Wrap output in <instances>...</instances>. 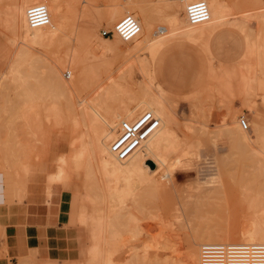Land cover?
Segmentation results:
<instances>
[{
  "label": "rangeland",
  "instance_id": "1",
  "mask_svg": "<svg viewBox=\"0 0 264 264\" xmlns=\"http://www.w3.org/2000/svg\"><path fill=\"white\" fill-rule=\"evenodd\" d=\"M15 1L0 0V238H6L8 226L3 221L7 219L4 218V212L14 214V211H22L23 218L20 220L24 223L26 218L31 217L39 221L46 220V225L40 224L34 230L36 240L28 249V256L15 258L10 264H21V258L32 254H36V258L32 257L29 259L31 263L27 261V264H103L102 256L91 257L88 254V231L79 221L86 183L93 182L92 190L98 191L93 175H88L86 159L72 156L74 148L71 143L78 135L72 129L78 127L69 121L58 124L54 116L48 118L44 111L40 112L37 122L32 125L26 110L27 90H38L39 94L43 92L50 100L63 96L61 89L56 86L54 71L63 74L68 81L73 78L74 74L70 77L66 65L69 45L76 46L73 38L68 39L73 35L68 30V38H65L67 42L58 43L48 54H45L46 50L41 45L30 48L11 29V15L7 16V13ZM94 1L98 3L99 9L85 14L89 17L100 15L98 11L102 10L106 2ZM158 1L155 0V3ZM223 1L228 10L231 9L230 14L227 12L230 17H225L229 18L224 19L222 29L210 39L208 51L201 41L188 39L157 50L155 58L147 51L126 55L127 51L123 50L127 45L121 44L110 51L100 47L97 56L104 60L96 63L94 72L87 75L80 91L73 95L75 100L79 97L93 99L96 103L108 102L106 89L103 88L111 74L115 77H121L122 74L121 83L131 90H142L141 93L143 82L146 79L148 82L154 80L152 85L165 90L166 103L176 113L178 135L187 140V145L182 149L190 147L187 157H183L185 152L182 149L178 153L184 159L181 165L174 168L170 190L160 193L150 183L143 184L120 210L118 235L114 241L116 252L113 256L124 264H157L156 258H153L156 254L152 253L158 251L155 247L158 245L169 250H159L162 254L172 251L175 255H183L192 230L227 226L229 223L234 226L243 220L242 217L249 216L247 203L252 195H259L258 206L264 208V91L260 88L253 90V86H249L244 79L259 77L254 73L251 76L248 74L258 57L257 50H254L258 38L255 34H258L262 23L264 0ZM83 25L85 27V23ZM103 29H109L108 22L103 21L99 29L102 37H108L102 34ZM247 29L252 30L251 34L257 38L251 39L253 36ZM250 48L251 51L253 49L251 53L248 51ZM29 52L45 56L44 64L30 60ZM88 57L92 58V55ZM148 63L150 76L144 75ZM17 69L22 73L19 81L15 76ZM260 77L264 76L260 74ZM225 79L229 80L230 85L226 83L228 89L223 91V83L227 82ZM141 93L138 96H142ZM65 96L72 95L65 93ZM229 107L238 110L236 115L240 128V118L244 116L250 127L258 131L260 137L254 141L255 147L260 150L258 157L251 152L252 156L248 154L247 148L241 144L232 145L230 136L224 130L230 122L227 117ZM63 155H68L67 159ZM61 157L64 158L63 164L66 162L63 165L66 168L63 171L64 180L48 184V174L58 172L57 160ZM12 159L13 163L19 165L29 162L27 176L22 175L16 182L14 173L8 168ZM146 164L152 169L157 168L152 160ZM96 176H99L97 171ZM61 205L67 210V219L59 228H51L48 223L50 213L52 209L60 213ZM104 206L100 203L97 208L106 214L109 206H105L106 209ZM62 233L65 234L67 252L62 250ZM143 252L145 257L141 254Z\"/></svg>",
  "mask_w": 264,
  "mask_h": 264
},
{
  "label": "bare ground",
  "instance_id": "2",
  "mask_svg": "<svg viewBox=\"0 0 264 264\" xmlns=\"http://www.w3.org/2000/svg\"><path fill=\"white\" fill-rule=\"evenodd\" d=\"M105 1L102 10L98 11L100 15L89 17L85 14L99 9L98 3L96 4L94 0H16L8 8L9 13H7V16L8 14L11 15L9 18L12 20L6 18L12 23L11 26L13 28L11 27V29L16 32L17 36L26 45L30 48L34 45H41L46 50L45 54H48L47 52H50V50L52 51L58 43L65 42V38H68L66 35L68 30L73 35V37L68 39L73 38L72 40L75 41L76 46H73V44L69 45L67 53L69 60L66 64L69 68L70 77L74 74L73 78L68 81L63 77V74L54 71L56 86L61 89L63 96L50 100L47 96H44L43 92L39 94L40 91L38 90H27L29 94L27 95L26 110L30 116L29 123L32 125L37 122L40 112L44 111L48 118L54 116L58 124L69 121L78 127L77 129H72V131L76 130L78 132L76 139L74 138L75 140L71 143L74 148L72 149V156L77 159H86L89 167L88 175H93L92 177L95 179L94 183L96 184L94 185L98 191L96 193L92 190L93 182L86 183V188L84 187L85 193L82 196V211L79 213V221L88 231L90 242L87 250L88 254L91 257L102 256L104 258L103 264H124L122 260L113 256L116 252L114 241L118 235L117 221H119L121 216L120 210L126 204L128 198L133 196L137 188L143 184L150 183L160 193H166L172 188L173 180L171 179L174 168L181 165L184 159L178 153L187 145V140L181 139L178 135L176 131L178 126L176 113L166 103L165 90L152 85L154 80L148 82L147 79V81L144 79L143 93H141L142 90L135 91L124 86L121 83L123 81V78L121 79L122 74L121 77L120 75L115 77L111 74L107 77L108 83L106 87L103 88L106 89L108 102L102 103L99 101L96 103L93 99H79V97V100H75L73 95L80 91L87 75L94 72L95 69L93 70V68H95L96 63L104 60L97 56V51L100 47L109 50L121 44L127 45L125 50H123L124 52L127 51L126 55H135L147 51L154 58L156 52L160 51L159 49L170 42L172 38L178 41L182 39L201 41L207 47V42L212 33L225 24L224 19L227 20L230 17L227 12L230 14L231 9L228 10V6L223 0H204L210 9L209 20L191 24L186 16V7L189 3L196 0H159L156 3L155 0ZM170 1L174 2L170 3ZM34 4L47 6L50 13L49 24L39 27L30 26L27 18V9ZM126 15H132L139 21L141 25L139 34L128 41H124L117 34L112 35L115 37L114 39L100 35L99 29L103 21L108 22L109 29L112 30L117 22ZM227 16L229 17L226 19L225 17ZM261 17L263 18L260 29L258 28L259 32L255 34L256 36L258 35V38L251 34L252 30L247 29L250 32V36H253L251 39L257 38L254 50L258 52L256 64L250 67L248 76L254 73L257 74L255 76L259 75V77L244 79L249 86H253V90L260 88L264 91V77H260V74L264 76V14ZM254 43L256 42L254 41ZM198 45L201 46V44ZM206 47L205 49L208 51ZM252 47L254 48V46ZM251 48L248 50L250 53L253 51V49L251 51ZM82 52L85 53L82 54ZM119 52L120 50L117 53ZM89 55H92V58L88 57ZM101 57L103 58V55ZM29 59L43 65L46 57L29 52ZM145 67L144 75L150 76L149 63ZM222 71L224 72V70ZM21 75V71L17 69L15 76L18 77V81ZM225 80L227 82L223 83L225 87L223 91L228 89L226 87L229 84V80ZM101 84L104 83L102 82ZM220 91L223 92L222 90ZM65 93H70L72 96L66 97ZM139 93L143 95L138 96ZM229 108L230 111H228L227 117H229L230 122L225 123L224 130L228 137L230 136L232 145L234 146L235 143L236 145L241 144L242 147L245 146L247 148L248 154L251 152V154L258 157L260 150L254 145V141L260 137L258 131L250 126L244 129L241 124L240 128L237 123L238 110L233 107ZM147 110L152 111L160 119V127L134 153L126 159H119L112 151L111 145L119 134L122 121L135 120ZM254 112L256 113V111ZM222 124L224 125V123ZM15 147L13 150L16 152ZM183 150L185 152L183 157H187L186 155L190 153V147ZM14 151L12 152L14 153ZM14 155L19 157L17 154ZM63 156L67 159L68 155ZM64 158L61 157V159L57 160L58 172L56 173L55 171L56 174L52 173V175L48 174V184L50 182L52 185L54 181L64 180L65 172L63 173V171L66 169L63 167L66 164V162L63 164ZM149 160H152L157 165L156 169H152L146 164ZM19 161L20 159H18ZM23 163L21 165L17 164V162L13 163V159L12 162L8 163V168L14 173L15 182L22 175L27 176L29 172V162L27 163L26 161L27 164ZM96 171L99 172V176H96ZM50 189L51 186L49 187V192L51 191ZM248 195L250 196V194ZM253 196L248 197V203L245 201L250 210V215L248 214L249 216L244 218L241 214L243 220L239 224L232 226L229 223L227 226H210L203 230L196 228L197 230H192L188 235L186 241L187 249L183 255H179V253L175 255L172 251L162 254L159 250H169L158 245L155 246L158 251L152 253L156 254L153 258H156L157 264H200L201 247L206 243H264V208L258 206L259 195ZM100 203L109 206L107 209L104 206L107 211L106 214L101 213L100 209L97 208ZM252 209H255V211L251 212ZM105 243L106 245H104ZM147 248H150V246ZM141 254L145 257L144 252ZM32 257L36 258V254L21 258V264H27V261L30 262L29 259L31 260ZM151 261L153 260L151 259Z\"/></svg>",
  "mask_w": 264,
  "mask_h": 264
},
{
  "label": "built area",
  "instance_id": "3",
  "mask_svg": "<svg viewBox=\"0 0 264 264\" xmlns=\"http://www.w3.org/2000/svg\"><path fill=\"white\" fill-rule=\"evenodd\" d=\"M186 16L191 24L208 21L210 9L206 1L196 0L186 7ZM31 27L49 24L50 13L46 5L34 4L27 9ZM141 31L139 21L132 15L120 19L114 29H103L104 36L119 35L124 41ZM69 77V75H68ZM160 119L150 110L135 120L122 121L117 138L111 148L119 159H126L160 127ZM240 124L249 128V121L242 116ZM200 264H264V243H206L201 247Z\"/></svg>",
  "mask_w": 264,
  "mask_h": 264
},
{
  "label": "crops",
  "instance_id": "4",
  "mask_svg": "<svg viewBox=\"0 0 264 264\" xmlns=\"http://www.w3.org/2000/svg\"><path fill=\"white\" fill-rule=\"evenodd\" d=\"M223 26V25H222ZM222 26L218 27L211 35L207 42V48L209 47L210 39L216 35L221 29ZM178 42V40L168 42L164 47L170 45V43ZM162 47V48H164ZM161 48V49H162ZM60 195V194H59ZM58 200V199H57ZM60 207V206H59ZM61 212L57 214V212L52 209L50 213V217L48 218L49 227L56 228L60 227V224L66 221V213L65 208L61 205ZM7 215H9L7 217ZM22 216V217H20ZM4 223L8 224L6 228V238H0V250L3 251L4 254H1L0 251V264H10L11 260H14L18 257L28 256V249L31 248L32 244L35 243V231L40 224L43 226L46 225L45 221H39V219L28 217L25 220V223L20 220L23 218L22 211H14V214H6L4 212ZM34 231V232H33ZM62 250L67 252L65 245V234L62 233ZM71 253V252H70ZM69 253V254H70Z\"/></svg>",
  "mask_w": 264,
  "mask_h": 264
}]
</instances>
